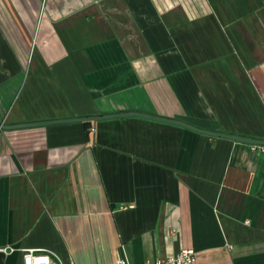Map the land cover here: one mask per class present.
Instances as JSON below:
<instances>
[{
    "label": "crops",
    "instance_id": "crops-1",
    "mask_svg": "<svg viewBox=\"0 0 264 264\" xmlns=\"http://www.w3.org/2000/svg\"><path fill=\"white\" fill-rule=\"evenodd\" d=\"M137 112L264 141V0H0V125ZM121 118L0 130V264H264V152Z\"/></svg>",
    "mask_w": 264,
    "mask_h": 264
},
{
    "label": "water",
    "instance_id": "water-1",
    "mask_svg": "<svg viewBox=\"0 0 264 264\" xmlns=\"http://www.w3.org/2000/svg\"><path fill=\"white\" fill-rule=\"evenodd\" d=\"M121 118H140V119H145V120H150V121H155V122H160V123H165V124H170V125H175V126H180L182 128L188 129L190 131L205 135L210 136V137H217V138H222V139H227L231 141H237V142H243V143H248L251 145L255 146H262L264 147V141H258V140H253L239 136H233L229 134H223V133H217V132H211L206 130H202L199 128H196L195 126H192L188 123L181 122L178 120H173V119H167V118H161L157 116H151L147 114H141L137 112H128V113H121V114H114V115H104V116H95V117H88V118H71L68 120H56V121H45L44 122H35V123H28V124H19V125H0V130H15V129H21V128H29V127H42V126H48V125H57V124H67V123H84V122H92L96 123L98 121L102 120H111V119H121Z\"/></svg>",
    "mask_w": 264,
    "mask_h": 264
},
{
    "label": "built area",
    "instance_id": "built-area-1",
    "mask_svg": "<svg viewBox=\"0 0 264 264\" xmlns=\"http://www.w3.org/2000/svg\"><path fill=\"white\" fill-rule=\"evenodd\" d=\"M253 150L264 152L262 146H252ZM22 264H59L52 256L39 250H21ZM195 261V253L192 249H181L177 254L167 259L159 260L156 264H193ZM118 264H125L123 261H118Z\"/></svg>",
    "mask_w": 264,
    "mask_h": 264
},
{
    "label": "trees",
    "instance_id": "trees-1",
    "mask_svg": "<svg viewBox=\"0 0 264 264\" xmlns=\"http://www.w3.org/2000/svg\"><path fill=\"white\" fill-rule=\"evenodd\" d=\"M83 124H84V126H89V125H91V122H84Z\"/></svg>",
    "mask_w": 264,
    "mask_h": 264
}]
</instances>
